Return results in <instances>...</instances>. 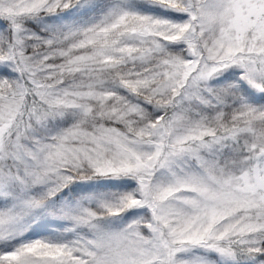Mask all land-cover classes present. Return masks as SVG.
<instances>
[{
  "label": "snow or ice",
  "instance_id": "1",
  "mask_svg": "<svg viewBox=\"0 0 264 264\" xmlns=\"http://www.w3.org/2000/svg\"><path fill=\"white\" fill-rule=\"evenodd\" d=\"M0 264H264V0H0Z\"/></svg>",
  "mask_w": 264,
  "mask_h": 264
}]
</instances>
